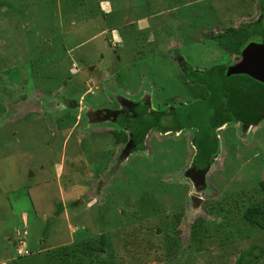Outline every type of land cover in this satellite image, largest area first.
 <instances>
[{
  "label": "rangeland",
  "instance_id": "rangeland-1",
  "mask_svg": "<svg viewBox=\"0 0 264 264\" xmlns=\"http://www.w3.org/2000/svg\"><path fill=\"white\" fill-rule=\"evenodd\" d=\"M260 15V0H0V264H236L252 246L264 264V227L244 217L264 208V112L216 129L203 182L198 128H152L128 152L109 117L147 101L201 126L213 77L223 102L232 84L264 93L227 78L240 58L215 38Z\"/></svg>",
  "mask_w": 264,
  "mask_h": 264
},
{
  "label": "trees",
  "instance_id": "trees-1",
  "mask_svg": "<svg viewBox=\"0 0 264 264\" xmlns=\"http://www.w3.org/2000/svg\"><path fill=\"white\" fill-rule=\"evenodd\" d=\"M260 7H261V15L259 19L254 23L246 24V26L244 25L245 30L242 38L237 37V35L241 32L240 28H234V27L228 28V32H230V34L233 37L215 36V38L222 44V46L225 49H227L230 53L240 55L242 49L246 46V44L249 42V39L251 37L259 38L260 42L264 40V0H260ZM212 69L221 70L223 72L226 71V67L224 66H213L208 70L203 71V73H210ZM186 70H188L187 67ZM189 72L190 73H188V76L189 74L191 76L195 72V70H189ZM243 75L252 79L246 74ZM212 76L215 75L213 74ZM224 76H226L225 73ZM230 76H228L227 78H230ZM214 79L216 78L213 77L212 82L210 79L207 81L210 84L211 93L208 98L209 101L208 99L205 101L209 102V106H211L210 104L211 102H214L213 104L215 105V109L210 114H208V112L206 113L204 117V120H206V122L204 123L203 121V124H205V126H203V124L201 126L200 125L198 126L194 124L179 123V122L173 125H167L162 120V117H164L165 112L151 110L146 101H144L143 104L132 102L130 104L125 105V107L121 110L110 112L109 117L113 121H115L118 126L122 128L130 129L127 151L132 152L134 150H143L145 136L152 128L159 129L162 132H167L171 130L179 131L184 127H196L198 128V131L195 133L193 139L194 145L196 147V153L191 166H192V171L197 170L201 174L204 173L205 170L211 165L212 156L218 152L219 144L215 134L216 128L222 125L225 121L238 120L241 116V113H244L242 112V107H241L242 97L243 96H247L250 98L252 97L249 92L248 93L244 92V90L240 85L232 84L230 85V87L226 89H223V87L221 88L223 89L221 91L226 92L225 94L227 95L225 98L227 99V102H223L224 96H222L221 92L214 93L217 90L215 89L216 87L214 86L215 84ZM262 85L264 86V84ZM205 86L206 85H204V87ZM205 88L206 90H208L207 86ZM260 97L264 99V93H262ZM228 103L234 105V107H232L234 108L232 110L233 115H231V113H225L227 112L229 107L223 105ZM257 115L258 113L251 112L244 116L246 122L250 123V121L254 119V117H256ZM115 134H116V139L120 141L121 136L118 133ZM62 208L63 206L60 204L57 208V214H59L62 211ZM244 217L248 222L264 227V208L260 209L257 206L250 207L247 210H245ZM255 249L257 248L255 246H252L251 248L242 251L239 258L236 259L235 263L236 264L255 263L259 255L261 254L258 250Z\"/></svg>",
  "mask_w": 264,
  "mask_h": 264
},
{
  "label": "water",
  "instance_id": "water-1",
  "mask_svg": "<svg viewBox=\"0 0 264 264\" xmlns=\"http://www.w3.org/2000/svg\"><path fill=\"white\" fill-rule=\"evenodd\" d=\"M91 67L90 69H92ZM246 74L264 84V41L248 42L241 51L240 59L227 67L226 75ZM203 182L204 174L192 171ZM193 177V176H192Z\"/></svg>",
  "mask_w": 264,
  "mask_h": 264
},
{
  "label": "flooded vegetation",
  "instance_id": "flooded-vegetation-1",
  "mask_svg": "<svg viewBox=\"0 0 264 264\" xmlns=\"http://www.w3.org/2000/svg\"><path fill=\"white\" fill-rule=\"evenodd\" d=\"M264 41V40H263ZM263 41H261V42H263ZM258 42H260V41H258ZM240 56H241V54L239 55V58H240ZM250 77V76H249ZM256 81H258V80H256ZM259 82V81H258ZM261 83V82H260ZM263 84V83H262ZM248 93V92H247ZM248 95V94H247ZM261 94L260 95H255V97H247V96H243L242 97V102H241V107H242V112H244V113H241V116H243V119H244V126H248V125H250L251 123H252V121H253V119L250 121V123H247L246 122V119H245V116L244 115H246V114H248V113H251V112H255V113H258V115L256 116V117H254V119L255 118H258V117H260L262 114H263V112H264V99H262L261 97ZM209 98V97H208ZM207 98V96L206 97H203L202 99L203 100H207L208 99ZM208 101H209V99H208ZM147 102V101H146ZM130 103H132V102H130ZM130 103H127V104H130ZM148 103V102H147ZM126 104V105H127ZM149 106V105H148ZM151 109V108H150ZM121 110V109H120ZM151 110H153V109H151ZM117 111V110H116ZM110 112H114V111H110ZM240 119V118H239ZM238 119V120H239ZM230 121H235V120H230ZM227 122H229V121H225L222 125H220L219 127H221V126H223L224 124H226ZM219 127H217V128H219ZM184 128H189V127H184ZM184 128H182V129H184ZM216 128V129H217ZM181 129V130H182ZM150 131V130H149ZM172 131V130H171ZM175 131V130H174ZM180 131V130H179ZM197 131H198V129H197ZM216 131V130H215ZM168 132V131H167ZM130 136V135H129ZM128 143H129V140H128ZM128 143H127V146H128ZM127 149V148H126Z\"/></svg>",
  "mask_w": 264,
  "mask_h": 264
},
{
  "label": "built area",
  "instance_id": "built-area-1",
  "mask_svg": "<svg viewBox=\"0 0 264 264\" xmlns=\"http://www.w3.org/2000/svg\"><path fill=\"white\" fill-rule=\"evenodd\" d=\"M19 247L17 248V254L21 255V254H24V253H28V250L25 249V244H24V241L22 240L21 237H19Z\"/></svg>",
  "mask_w": 264,
  "mask_h": 264
}]
</instances>
